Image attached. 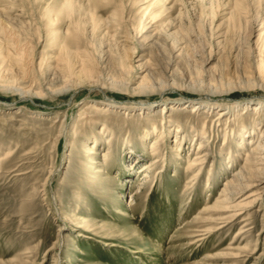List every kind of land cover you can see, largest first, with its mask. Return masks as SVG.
I'll return each instance as SVG.
<instances>
[{
    "label": "rangeland",
    "instance_id": "rangeland-1",
    "mask_svg": "<svg viewBox=\"0 0 264 264\" xmlns=\"http://www.w3.org/2000/svg\"><path fill=\"white\" fill-rule=\"evenodd\" d=\"M47 1L0 0V22L11 23H0V50L11 39L31 60L26 71L0 75V264H264V191L238 181L241 192L229 196L226 210L216 205L242 169L248 142L264 130V0H235L244 23L229 41L224 35L235 24L227 0H174L171 10L153 0L144 18L143 2L95 0L97 20L120 23L96 30L86 15L79 27L70 19L47 27ZM170 25L178 36L167 44L181 42L180 67L196 88L162 97L126 92L151 68L140 60L145 46ZM107 31L127 66L117 73L122 87L90 92L76 85L93 80L75 75L52 84L57 92L48 95L46 76L62 48L68 62L79 55L98 78ZM160 55L172 56L168 49ZM210 86L224 91L213 99L231 105L229 114L185 104ZM109 99L119 103L113 108ZM135 101L153 105L146 110ZM84 144L98 151L93 171ZM199 144L209 153L201 172L189 169ZM250 193L262 197L245 209Z\"/></svg>",
    "mask_w": 264,
    "mask_h": 264
},
{
    "label": "bare ground",
    "instance_id": "bare-ground-1",
    "mask_svg": "<svg viewBox=\"0 0 264 264\" xmlns=\"http://www.w3.org/2000/svg\"><path fill=\"white\" fill-rule=\"evenodd\" d=\"M81 1L83 3V0H52V1L49 0V1H47L45 3L46 8L43 9L44 12L42 13V21L44 22L45 25H47V27H53V26L57 25V23L60 20L70 19L72 22V25H77V27H79V24L82 23V17L86 15L89 17V19H88L89 23L88 22L87 23L92 26L93 30L99 29V23H101V25L105 28H107V27L113 28L112 24H113V22H115L114 20H117L116 17L112 16L107 21L97 20L95 17V12H94L97 8L96 1L95 0H86L87 1L86 4L89 7V9H88L89 13L86 11L84 12V7H83V4L81 3ZM152 1L153 0H150V1L149 0H134L133 3L143 2L142 3L143 6L147 4V7L142 8V9H146L145 13L143 12V18L148 14L147 13L148 11L150 12L151 6H153V4H155V2L151 3ZM168 1H171V2L169 3ZM234 2H235V0H227V2L225 1V3H224L225 4L224 6H226V8H230L229 6L231 4L234 5L232 11H230L227 14L230 15L231 20H233V22L235 24L233 29H229L228 32L226 33V35H224L225 41H227V40L229 41V39L232 38V36L234 35L233 32L236 31L235 30L236 27H239L241 29L242 25L244 23L242 16L239 15L237 5H235ZM172 3H173V5H172ZM166 4L170 5V8H169L170 10L175 8V6H176V3L174 2V0H166ZM236 4H237V2H236ZM151 15H152V17L150 18V16H149V18L151 19V22L153 23V20L155 17L153 16V14H151ZM121 19L124 20V18H121ZM83 22L85 23V21H83ZM0 23L4 24L7 27H9V25L11 24V23L5 24V21L4 22L1 21ZM115 23H117V26H119V24H120L118 22H115ZM124 23H125V20H124ZM170 26L167 29H165V31L160 32L162 34H161V36H159L157 38L156 41H152L151 44L145 46L146 47L145 50L147 51V56L149 57V59L146 61L144 59L147 58V56L145 58L143 56H141L140 60L144 62L143 66L151 64V68H150L149 72L147 73V75L143 77L141 83H139L135 87L128 85L125 88L126 92L131 91V92H133V94H136V95L157 93L160 95V97H162L163 95L166 94V92L178 94L179 92H182V91L190 92L191 89L196 88V87L191 86V83H189V81H187V80H189V76H187L186 74L187 73L189 74V71L188 72L186 71L187 73H185V72L183 73L182 72L183 69L180 67L181 61H182V53L184 51V47L179 48V45L181 44V42H180V44L173 42L171 46H169L167 44L168 41H170L171 39L176 38L178 36V30L175 29L174 25H170ZM145 27H146L145 24H142L140 26L142 33L145 32L144 31ZM104 38L106 39V41L108 40L107 41L108 45H104V47L107 48L108 51L103 53L104 58H105V56H107V57L104 60L100 59L101 72H100V75L98 76L97 79H95L96 77L94 76V71H92L91 69L88 68L87 63L79 55H77L78 59L75 57L78 60L75 64L72 63L73 62L72 60H70L68 62L69 55L67 54L66 50L62 48V49H60V54L57 55V58H56V60H57L56 62L58 63V66H56L54 69L51 68L50 71L48 72V75L46 76L47 82L49 80L51 81V83H49V85H47L48 88L46 87V89H45V91H47L46 93L48 95L55 94V92H57V90L54 91L52 89V84L58 83V82L67 83V81L71 80L75 75L86 76V77L90 78V80H93L92 82L83 81V80H85V78L84 79L82 78L83 80H80L79 82H77V85H76L80 89L85 88L90 92L94 91V90H100L103 92L104 90H108L109 88L110 89H117V87L121 88L122 87L120 85L121 82L117 81V73L123 71V69H125L127 66L125 64V61L123 62L122 59L118 56V54H117L118 51L115 50V46L113 45L114 43H116L115 45L118 44L117 40L115 39L116 36H113L109 31H107L104 35ZM113 38H114V41H113ZM147 38L144 39V41H146ZM176 42H177V40H176ZM5 47H6L5 49L0 50V75L6 69L11 70V71L14 68H19L21 71H26L27 69H29V67L31 66V60L29 59V57H28L29 54L25 49L19 48L18 44L11 41V39L7 40V46L5 44ZM231 47L234 48L233 46H231ZM167 49L170 51V53L172 55L168 59L164 58L165 56L160 55L161 52H163ZM232 58H234V57H232ZM165 60H167V61L165 62ZM76 64H77V69L75 70ZM204 69H205V67H204ZM180 70H181V72H180ZM209 70H211V69L208 68V71ZM258 70L261 73L260 75L264 74V63L263 62L258 67ZM163 72H164V74H163ZM207 74H209V73H207ZM24 76H26L25 73H24ZM160 78H163L164 81H161ZM73 85H74V83H73ZM69 87H70V85H69ZM74 88H76V87H74ZM69 89H71V88H69ZM219 94L220 95L224 94V91H219V89H217V88L212 89L210 86V87L206 88L205 90H199L198 91V94L196 96H198L199 98L201 97L200 99L198 97L195 99H188L185 104L186 105L187 104H190V105L194 104L195 108H196V107H198L199 103L201 104L204 102L213 108H217L218 110L220 108H222L221 110H219L220 112H222V115L229 114V110L231 109V105L224 106L222 104H217L216 102L218 100L213 99L214 97L219 96ZM199 95H201V96H199ZM41 96H43V95L41 94ZM43 98H44V96H43ZM109 100H113V99H109ZM117 103H119V102L113 100V102L111 103V106L114 108V107H116L115 104H117ZM133 103L137 104L138 107H140V108H141V106L144 107L145 109L147 107L146 110H151L150 108L153 105V104H150V106H149V104H148V106H147V104H146L147 102H142V101H135ZM127 109H129V108H127ZM225 109H227V110L224 111ZM176 132L179 133V130H177ZM63 134L66 135L64 130H63ZM177 143H178V141H177ZM84 145H85V148L83 151L84 160L88 164L91 165V167L88 170L93 171V170H95V168L93 166L98 164L96 161V158H95V156L98 155V151L96 148L93 147V145H87V144H84ZM241 147L245 148L243 146H241ZM247 147L245 149H248V152L246 153V158L244 160V165H243L242 169L240 171L236 172L233 175L234 176L233 180H231L230 182H228L225 185V189L223 190V192L221 194V199L223 198V200L218 201V203L216 204V205H220L217 207L222 208V210H224V211L226 209L223 207V205L227 201H229V196L230 197L232 195L236 196V194L238 193V191L237 190L235 191V189H238L241 192V185H237L238 181H242V182L246 183V185L244 186V188H246V189L253 190V189L259 188L258 190L264 191V130L262 132H260L258 135L254 136L248 142ZM206 148L207 147L204 146L203 144H199L196 155L189 161V169L192 170L193 168L196 169L199 167V171L200 172L202 171L203 165L205 163V159L209 156L208 152H205V151L203 152V150H205ZM109 156H110V154L108 152L104 153L103 162L105 164L109 160ZM259 156L261 157L260 159H259ZM151 166H153V165H151ZM151 166H149V164H148L144 168H142V170H141V172L143 174H145L146 178H147L146 174L148 173V170L151 169ZM96 172H101V170L96 171ZM259 197H260V195H259ZM259 197H257V194L256 195H254L253 193L248 194V196L245 198V200H248V201L251 200V201L246 203L248 205H246L245 209L253 207L256 204V202H259L261 200L262 196L260 198ZM235 200L236 199H234V201ZM240 208L241 207L239 205L238 209H240ZM204 212H206V211H204ZM241 216H242V214L238 212L233 217H241ZM66 221L69 223L72 222L69 219H66ZM206 222H208V224L214 223V221L211 219L206 220ZM220 228L221 227L217 228V230H219ZM213 230H214V228H212V227H209V229H208V231H210L209 233H212ZM85 232H87V230ZM79 235L85 236L82 233H80Z\"/></svg>",
    "mask_w": 264,
    "mask_h": 264
}]
</instances>
